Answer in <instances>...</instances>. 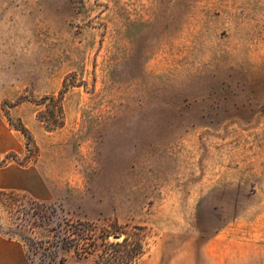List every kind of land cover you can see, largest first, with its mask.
<instances>
[{"label": "rangeland", "instance_id": "obj_1", "mask_svg": "<svg viewBox=\"0 0 264 264\" xmlns=\"http://www.w3.org/2000/svg\"><path fill=\"white\" fill-rule=\"evenodd\" d=\"M263 185L264 0H0V264L77 221L199 264Z\"/></svg>", "mask_w": 264, "mask_h": 264}, {"label": "trees", "instance_id": "obj_2", "mask_svg": "<svg viewBox=\"0 0 264 264\" xmlns=\"http://www.w3.org/2000/svg\"><path fill=\"white\" fill-rule=\"evenodd\" d=\"M64 87H69L67 78L64 80ZM61 94L62 91L57 99L55 96L43 98L57 101V106L56 104H53L52 107L46 105L47 112L52 115V118H43V115L39 114L38 120L45 121L48 128H60L64 124ZM17 129L28 140L32 139L30 132L24 125L19 126ZM119 230L118 225L110 226V228H97L94 224L77 221L60 225L57 229L58 232L54 234L53 241L34 240L21 234L16 236L24 242L28 250L32 251L34 255H37L40 251L39 264H68L67 259L59 255L60 249L73 250L79 261L86 262L84 264H131L143 253V247L132 236L120 241L121 232ZM110 237H113L115 241L110 242ZM127 247L129 249H126ZM89 260L91 262L87 263Z\"/></svg>", "mask_w": 264, "mask_h": 264}, {"label": "crops", "instance_id": "obj_3", "mask_svg": "<svg viewBox=\"0 0 264 264\" xmlns=\"http://www.w3.org/2000/svg\"><path fill=\"white\" fill-rule=\"evenodd\" d=\"M199 262L264 264V185L250 197L245 208L202 245ZM180 263L177 259L171 264ZM185 264H198V260L189 254Z\"/></svg>", "mask_w": 264, "mask_h": 264}]
</instances>
